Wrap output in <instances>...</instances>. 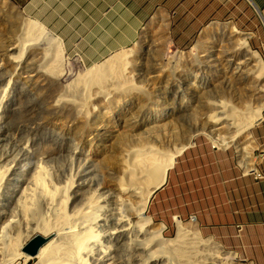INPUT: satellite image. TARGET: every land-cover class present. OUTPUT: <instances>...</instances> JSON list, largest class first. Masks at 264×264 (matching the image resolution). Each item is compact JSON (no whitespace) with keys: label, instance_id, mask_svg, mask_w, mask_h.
Here are the masks:
<instances>
[{"label":"bare ground","instance_id":"6f19581e","mask_svg":"<svg viewBox=\"0 0 264 264\" xmlns=\"http://www.w3.org/2000/svg\"><path fill=\"white\" fill-rule=\"evenodd\" d=\"M231 29L240 34L235 47L242 56L241 69L246 67L243 63L251 65V70L243 72L248 86L231 88L234 104L222 99V95H213V98L192 92L189 95L188 87L183 86L177 91L179 103H193L196 106L180 112V117L189 126L188 130H183L178 129L169 116L158 120L161 112L154 103H98L105 111L111 109L110 115L107 113L109 116L103 119L98 117L102 110L99 111L97 107L93 109V117L86 118L93 103H71L69 108L78 112L76 125L80 126L79 121L83 123V127L80 126L82 138L79 140L89 151L86 154L75 148L71 153L84 157L96 167L98 173L94 177L84 181L75 180L72 176L63 181L54 180L39 163L22 188L10 176L14 169L0 165V182L10 176L12 186L9 185V198L17 200L13 199V202L16 201L13 211L9 213L7 223L0 227V264H18L17 257L26 253L23 247L33 237L25 236V230L31 224H36L43 230L40 234L49 237L36 254L39 264H132L137 259L150 264H238L237 253L225 250L211 236L204 237L195 219H191V222L176 219V235L164 238L162 233L166 225L162 223L159 226L146 213L155 189L166 182L168 171L178 154L192 144L194 136L199 133L209 135L214 142L225 147L236 144L242 165H251L248 162V155H251L249 153L254 147L248 144L254 142L251 127L263 117L264 110V61L260 53L251 48L243 32L237 28ZM19 35L22 36L19 52L23 51L27 42L44 36L48 46L41 51L43 58L49 54L56 58L63 55L59 38L35 20H26ZM145 39V53L152 54L155 42L149 36ZM146 41L149 44L146 45ZM15 45L16 42H10L9 48ZM218 49V44L213 42L211 48L204 49V55L212 56L211 61L216 56L219 61L221 56H218ZM131 53H116L102 64L83 74L80 72L81 79L77 78L89 91L90 85L106 83L110 75L123 76L128 72L124 73V68L128 67ZM6 58L12 61L8 53ZM207 62L208 58L200 60L198 66L204 69ZM145 74L136 70L127 77L137 75L144 78ZM254 81L257 83L253 84ZM209 82L213 86L215 79L212 77ZM209 98H212L211 101ZM2 106L1 101L0 109ZM138 111L145 113L141 120L134 122L131 116ZM226 125L234 128L232 134L223 133ZM83 128H87L84 134ZM23 148L28 149L29 145ZM40 158L44 159L45 156ZM253 170L258 175L257 168ZM17 189L19 193H16Z\"/></svg>","mask_w":264,"mask_h":264},{"label":"rangeland","instance_id":"374dc122","mask_svg":"<svg viewBox=\"0 0 264 264\" xmlns=\"http://www.w3.org/2000/svg\"><path fill=\"white\" fill-rule=\"evenodd\" d=\"M26 20L33 19L24 16L8 0H0V102L2 101L3 105L0 109V165L14 169L10 176L22 188L28 183L39 163H42L54 180L63 181L66 177L72 176L75 180L84 181L98 173L96 167L84 157L71 153L75 148L83 150L86 154L89 152L88 147L79 140L82 138L80 126L83 127V123L79 121L80 126L76 125L78 112L69 108L71 103H93L87 113L88 117L86 118L88 119L93 117L94 107H97L99 111L102 110L98 114L101 119L110 115L111 109L105 111L99 107L98 103H154L161 112L157 117L158 120L169 116V119L175 123L178 129L188 130V122L180 117V112L190 108L194 109L196 106L193 103H179L177 91L183 86L188 87L189 95L191 92L212 98L213 95H218V97L222 95V99L232 104L235 101L231 96L233 93L231 88L248 86V82L244 80L243 72L251 70V65L243 63V66L246 67L241 69L240 59L242 56L235 47L239 41V33H234L231 28H237L243 32L242 35H246L251 48L257 50L264 61V45H255L251 40L252 37H255V32L241 28L233 21L228 19L211 21L193 34L191 42H177L175 44L174 32L177 31L178 34L186 29L173 26L172 18L168 17L162 27L148 21L134 45L116 52H132L128 59V67L124 68V73L128 71L126 74L118 77L110 75V79H107L106 83H94L90 85L91 89L88 91L84 83L79 80L82 76L81 73L83 74V72L100 65V63L94 66H85L79 59L67 55L64 50L63 55L61 54L58 58L52 54L43 58L41 51H44L43 48L48 46L44 36L27 42L23 51L19 52V41L22 39L19 32L23 29ZM223 28L226 30L222 31ZM260 29V33L264 31V28ZM148 36L155 42L153 55L145 53L144 50L145 38ZM215 39L216 41H214ZM10 42H16V45L9 48ZM213 42L219 46L217 51V53L219 52L218 56H221L219 61L216 56L211 61L209 59H212V56L204 55V49L211 48ZM147 44H149L148 41H146ZM142 47L143 49H141ZM7 53L12 57V61L7 60ZM205 58H208L207 67L203 66L206 68L201 69V66H198L200 65L199 61ZM136 70L146 72V76L144 75V78L137 75L127 77V74ZM212 77L215 82L214 85L212 84L213 86H210L209 80ZM256 83V81L253 82V84ZM212 98L209 100L211 101ZM188 100L192 102V100ZM95 104L96 106H94ZM173 110L176 112L174 113ZM144 113V111L135 112L131 116L132 120L134 122L141 120ZM86 130L87 128H83V134ZM230 132L232 134L234 128L226 125L223 133L228 134ZM194 137V140L197 137H205L212 145V139L205 133H199ZM253 143L248 144L253 146ZM25 145H29V148L24 149ZM222 148L237 150L238 163L242 164L241 154L236 144L233 143L227 147L220 146L219 149ZM262 151V149L261 152L252 150L249 153L251 155H248V162L261 171L264 163ZM41 156H45V158L41 159ZM251 165L247 166L248 168L245 165L242 166L247 173H253L256 177L257 174ZM16 173L19 174L15 177L12 176ZM9 177L0 182V227L7 223L8 215L13 211L17 201L16 198H13L16 200L15 202L9 198V190L12 186ZM16 193H19V189L16 190ZM146 213L159 226L162 223L166 225L162 233L164 238H171L176 235L177 221L166 224L159 217L150 214L148 208ZM191 217L184 222H191ZM192 218L195 219L194 216ZM40 229L36 227V224H31L25 230V236L30 235L29 238H31L35 233H42L43 230ZM134 256L138 258V256ZM132 259L131 257V261ZM236 260L238 264H253L250 259L239 253ZM17 261L18 264H39L38 255L29 256L26 253L17 257ZM131 263L150 264V262H143L140 259ZM197 264L220 263L198 262Z\"/></svg>","mask_w":264,"mask_h":264},{"label":"crops","instance_id":"0c3cea01","mask_svg":"<svg viewBox=\"0 0 264 264\" xmlns=\"http://www.w3.org/2000/svg\"><path fill=\"white\" fill-rule=\"evenodd\" d=\"M8 1L58 37L64 52L85 66L131 47L148 21L163 26L168 17L173 26L186 29L174 32L175 44L191 42L211 21L228 19L254 31L253 44L264 45V0ZM252 135V150L264 153V116ZM148 212L166 224L194 216L203 235L253 264H264V178L247 173L233 148L215 149L197 137L178 154Z\"/></svg>","mask_w":264,"mask_h":264},{"label":"water","instance_id":"95a60500","mask_svg":"<svg viewBox=\"0 0 264 264\" xmlns=\"http://www.w3.org/2000/svg\"><path fill=\"white\" fill-rule=\"evenodd\" d=\"M160 188V187H159ZM155 189V192L159 189ZM49 239L40 233H36L33 237L24 245L23 250L30 255H36L40 247Z\"/></svg>","mask_w":264,"mask_h":264},{"label":"built area","instance_id":"2783aa9c","mask_svg":"<svg viewBox=\"0 0 264 264\" xmlns=\"http://www.w3.org/2000/svg\"><path fill=\"white\" fill-rule=\"evenodd\" d=\"M210 137V136H209ZM211 138V137H210ZM212 139V138H211ZM211 143H212V147L213 148H220V146H223V145H221V144H218V143H216V142H214L213 140H211ZM256 179H263L264 178V174H263V172L258 168V175L255 177ZM193 217V216H192ZM191 217V219H193Z\"/></svg>","mask_w":264,"mask_h":264}]
</instances>
